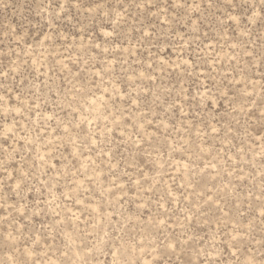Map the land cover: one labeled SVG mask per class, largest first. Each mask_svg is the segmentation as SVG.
Wrapping results in <instances>:
<instances>
[{"label":"rangeland","instance_id":"obj_1","mask_svg":"<svg viewBox=\"0 0 264 264\" xmlns=\"http://www.w3.org/2000/svg\"><path fill=\"white\" fill-rule=\"evenodd\" d=\"M0 264H264V0H0Z\"/></svg>","mask_w":264,"mask_h":264}]
</instances>
